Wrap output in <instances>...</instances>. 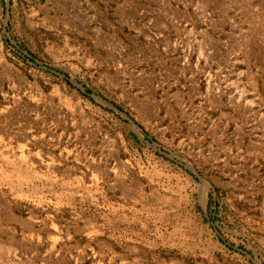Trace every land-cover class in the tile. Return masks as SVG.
<instances>
[{
    "label": "rangeland",
    "instance_id": "obj_1",
    "mask_svg": "<svg viewBox=\"0 0 264 264\" xmlns=\"http://www.w3.org/2000/svg\"><path fill=\"white\" fill-rule=\"evenodd\" d=\"M0 264H264V0H0Z\"/></svg>",
    "mask_w": 264,
    "mask_h": 264
}]
</instances>
